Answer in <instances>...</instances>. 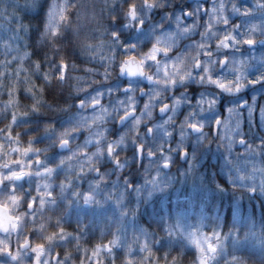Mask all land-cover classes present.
Returning a JSON list of instances; mask_svg holds the SVG:
<instances>
[{"label": "snow or ice", "instance_id": "obj_1", "mask_svg": "<svg viewBox=\"0 0 264 264\" xmlns=\"http://www.w3.org/2000/svg\"><path fill=\"white\" fill-rule=\"evenodd\" d=\"M175 2L141 0L125 10L123 0H106L105 10H119L123 22L112 15L117 30L111 32V42L85 40L77 53L75 48L62 51L57 43L63 38L66 0H53L41 32L49 47L40 55L29 46L30 25L17 10L33 9L37 0L0 5V96L8 97L0 101V121H6L0 127V264H244L241 246L249 241L264 253V226L257 229L254 223L243 235L239 225L225 231L218 219L208 231L204 216L195 222L184 217L165 222L163 238L156 230L128 229L127 218L136 209L126 206L125 199L130 190L140 195L142 186L120 175L127 165L116 155L119 147L113 150L107 141L114 125L134 134L128 143L133 156L143 161L149 194L167 187L164 170L173 165L174 156L187 157L186 170L194 172L189 141L200 147L215 143L222 150L234 192L264 194V0H197L181 11L175 10ZM155 10L163 12L158 22L153 20ZM123 29L129 36L121 40ZM95 31L98 37L108 35L107 29ZM74 32L79 37V27ZM149 42L151 47L138 59L137 45ZM181 43L197 51L192 74L180 84L173 82L170 91L165 88L161 99L157 83L150 76L139 77L148 63L158 62ZM118 55L124 57L119 62ZM77 58L84 60L83 66ZM77 72L84 74L73 75ZM66 82H71L73 104L79 109L73 123L57 129L44 120L35 126L39 135L24 139L33 131L32 117H47L46 109L67 110L66 102L48 99L62 96ZM192 83L200 85L199 95H192ZM250 85L262 87L245 95ZM21 93L31 102L22 104ZM93 120L103 123L96 126ZM44 141L62 151L58 159L50 161L49 153L36 147ZM97 143L117 172L111 186L108 170L84 162L87 149ZM216 188L224 190L225 185L216 183ZM106 202L118 214L96 217L99 240L91 242L89 222Z\"/></svg>", "mask_w": 264, "mask_h": 264}, {"label": "clouds", "instance_id": "obj_2", "mask_svg": "<svg viewBox=\"0 0 264 264\" xmlns=\"http://www.w3.org/2000/svg\"><path fill=\"white\" fill-rule=\"evenodd\" d=\"M52 2L53 0H46V3L41 5V11L37 13L41 23L39 28V34L38 37L36 38V45L42 51H44L46 48L49 47L47 42L41 39V32L43 31V26L47 19V11L49 4ZM111 2L115 3L116 0H111ZM123 2H124V8L126 10L128 4L135 3L139 5L141 0H123ZM157 2L159 5H162L164 3V0H157ZM114 14L120 15V21H118V23L123 22V14L120 13L119 10H117L116 13L105 10L104 6L100 4V0H66V19L64 20V23L62 25L63 38L57 40V43L61 46L62 51L71 50L72 48H75L77 53H79L80 43L85 40L95 43L97 39H103L106 43H110L111 32L117 30L115 27H113L112 24V15ZM77 27H79V37H77L74 32V29H76ZM98 29L99 30L107 29L108 35H103L98 37L95 31ZM119 39L123 40L124 36L121 35ZM150 47H151L150 42L145 43L143 46L137 45L135 51L136 57L139 59L144 53L148 51ZM105 51L107 52V49H105ZM128 55H131V53H128ZM177 57H179V59H177ZM71 58L72 57L69 56V59ZM123 58H124L123 55H118L116 57V60L117 62H119ZM196 59H197V51L186 49V45L184 43H181L175 49H171L167 55L162 54L158 62L148 63L147 66L144 67L143 69L144 76L139 77V79H144V77L150 76L158 85L156 89V95L160 96V98L163 99L165 95V88H167L170 91L173 82L180 84L182 81L186 80L192 74V70L195 65ZM76 63L82 64L84 63V60L77 58ZM111 71L113 78H115L118 74V67L117 66L112 67ZM121 78H124V74H121ZM70 83L71 82H66L64 84L63 86L64 91L62 96H57L55 98L52 96L48 97L50 101L55 99L61 105H63L65 102L68 105V108L65 111L46 109V111L48 112L47 120L51 123H54L57 129L72 124L73 114L79 111L78 107L75 104H73L75 92L69 86ZM85 107H87V105H85ZM61 116L65 117V122L58 125L57 121ZM102 123L103 121H96V120L92 121V124L96 126H99ZM75 126H80V125L76 124ZM108 126L110 127V124ZM102 131L103 130L101 129V134ZM29 135H33V136L39 135V132L37 130L28 132L24 136V139L25 138L27 139V136ZM121 137H125L126 139L122 141ZM84 138H85L84 135H81L80 141H83ZM134 139H135L134 134L128 129H121L118 132V134L115 136L111 134L107 136V141L112 144L113 150H116L119 147V150L116 151V155L119 157L121 161H123L127 165V167L120 173V175H124V173L128 170V168L131 167L132 163H137L131 151L132 145L128 143L129 140H134ZM125 145H127V147H125ZM212 145L216 146L215 143H213ZM36 147L42 150V154L45 151L50 153L56 150V148L52 146L51 141H44L37 143ZM72 147L73 149H76L78 147V142L76 140L73 141ZM104 150L105 149L99 143L93 145L92 147H89L87 149L88 156L84 158V162L87 165H99L102 167V165H104L106 160H110L114 168V164L111 156L109 157L103 156ZM103 168L108 170L105 167ZM114 171H115V176H109L110 180L115 179L117 176V172L115 168ZM91 178H92L91 176L88 177V179ZM17 194L22 196L23 192L18 191ZM23 214L24 212L23 209L21 208L20 215ZM206 218H207V225H206L207 230L211 231L212 226L216 222V219L211 215V210H209V214L206 216ZM193 220H195V218H193ZM168 222H172V221L169 220ZM164 224L159 229H155V228L153 229L145 228V229H148L149 231L156 230L157 232L160 233V235L163 238L165 237V234L163 232ZM233 226L226 228L225 231H227L229 228H232ZM260 227L261 226L257 227V229H259ZM244 229L245 227L241 228L242 235ZM180 242H181L180 240L176 241L177 244H179ZM242 255L244 258V264H264V253H262L261 251L253 250L250 252H242Z\"/></svg>", "mask_w": 264, "mask_h": 264}, {"label": "rangeland", "instance_id": "obj_3", "mask_svg": "<svg viewBox=\"0 0 264 264\" xmlns=\"http://www.w3.org/2000/svg\"><path fill=\"white\" fill-rule=\"evenodd\" d=\"M249 2L250 0H242V3H249ZM156 17H157V14H153V20L157 22L163 19V15L157 19ZM233 22H236V18H233ZM146 24L150 26V22L146 21ZM124 31L127 32V29H124ZM0 59H3V57L0 56ZM261 87L262 86L260 85H257V86L250 85L247 89L244 90V93L245 95L250 96L252 94L253 89H255L256 91H259ZM199 89L200 88H198L195 91V94L199 93ZM262 95H264V93H262ZM221 97H222V103H223L224 95L221 94ZM227 102L231 103V102H234V100L229 99ZM2 107H3V104L1 103L0 108ZM252 135L253 137H255L256 132L253 131ZM221 153L223 152L220 149V154ZM59 155L61 154H56L54 152L49 153V160L54 161L58 159ZM207 158L208 156L206 157L200 156L196 158L194 172H191V173L188 172L186 170L188 168V165H187L184 169H181L179 172L166 173V174L164 173L165 179L168 180V184H167V187L161 188L160 190L152 191L149 194L148 186L143 185L144 183L140 184L142 186V191L140 195H137L134 191L130 190L129 193L127 194V198L125 199V205L134 207L136 209V215L134 217L127 218L128 229L130 231L135 230L137 228H141V227L153 229V228L147 227L141 221V216L144 213H146L148 216L151 215V213L154 211L153 201L157 197H160L163 200L173 197V200L175 202L184 199V197L190 198V200H193V202H194V199L197 201L196 195L199 194L200 191L208 189V186L204 182L197 180L201 176L203 177L205 176V172L200 170V168L203 167L204 162ZM213 158H214V155H212L210 159H213ZM223 162L225 166L227 167L224 159H223ZM226 167L222 168V170L219 169L218 174L213 175V181L215 183H219L218 177L224 180V182H228ZM193 176H194V180L193 182H191ZM224 190H228V189L224 188ZM246 198L248 202L244 203V197L241 198L239 196H236L234 197V204L229 206V208L233 209V219H232L233 223L231 226L239 225L241 228H243V227H246L249 223H254V225L257 227L264 226V205H263L264 194H261L260 192L251 193V194H248ZM192 207L193 206H191L190 209H180L179 211H175L173 214V217L169 220L175 221L178 217H184L190 221L195 222L201 216H204V215H200V213L192 209ZM117 214H118V210L115 208V206L111 202H106L105 205L99 210L98 213L94 212L92 214V219L90 220L89 224L90 226H92V223L96 222L97 216L101 217L102 219H106L108 216H115ZM168 217L169 216H167V220H168ZM193 218H195V220H193ZM220 224L222 226L224 225L223 222H220ZM157 228L158 227H156L155 229ZM245 249H248L250 251H253V250L260 251L259 247L254 242H251V241L246 242L245 244L241 246L242 252H250V251H245Z\"/></svg>", "mask_w": 264, "mask_h": 264}, {"label": "trees", "instance_id": "obj_4", "mask_svg": "<svg viewBox=\"0 0 264 264\" xmlns=\"http://www.w3.org/2000/svg\"><path fill=\"white\" fill-rule=\"evenodd\" d=\"M18 0H0V5H8L9 7L14 4L17 3ZM105 2L106 0H100V4L102 6H105ZM46 0H37V6L33 9H25L23 6L19 7L17 10L21 13V17L30 25V29L29 32L27 34V39H28V43L29 46L32 48V51L35 55H40L42 54V50L36 45V38L38 37L39 34V28H40V18L37 15L38 12L41 11V5L45 4ZM176 3V2H175ZM174 3V5H175ZM173 5V6H174ZM177 6V5H176ZM0 19H2V17H0ZM113 27H115V25H113ZM124 29L122 30V35L124 36V38L126 37L124 34ZM81 66H83V63L81 64ZM88 67H98V65L96 64H88ZM25 67H27V65H25ZM103 69H101L102 71ZM83 75V72H77L74 73L73 75ZM37 84H39V81H37ZM5 99L4 96H0V101ZM21 99V103H30V100H25L22 93L20 96ZM38 116V120L37 121H33V130H35V126L36 124L41 122V114L36 115ZM214 165H211L210 171L215 170V166L212 167ZM201 177L197 180L201 181ZM194 180V176L192 177L191 182H193ZM219 180V179H218ZM209 184L211 186L208 187L207 190H203L201 193L197 194V201L195 200L193 202V200H184L182 202H178V203H163L161 201H159V199H155L154 200V212L151 213L150 216H148L146 213L142 214L141 216V221L143 223H145L148 227L150 228H156L159 229L160 227H162V225L165 222H168L169 219H171L173 217V214L176 210H180V209H190L191 206H193L192 208H196L198 209L200 212H208L209 214V210H211V215L215 218L217 216V214H221L223 213L224 215V224H225V229L230 227L233 223V209L229 208V206H231L230 204L233 201V198L236 197V192L231 190L230 186H226V188L228 190H219L216 188V183L212 180L209 181ZM238 193V192H237ZM241 194V193H240ZM242 196H248V192H243L241 194ZM220 203V204H224L223 208L219 209L217 208L218 205L215 203ZM226 203V204H225ZM229 204V205H228ZM216 206V207H214ZM167 216L168 220H167ZM74 227V225H73ZM95 229V230H94ZM52 229H49V231H51ZM71 230V229H70ZM89 235L90 237H92V241L91 242H98L99 240V232H98V224H97V219L96 222L92 223V226L89 225ZM110 237H105V239H108ZM178 246V245H177ZM74 259L78 260V257H74Z\"/></svg>", "mask_w": 264, "mask_h": 264}, {"label": "flooded vegetation", "instance_id": "obj_5", "mask_svg": "<svg viewBox=\"0 0 264 264\" xmlns=\"http://www.w3.org/2000/svg\"><path fill=\"white\" fill-rule=\"evenodd\" d=\"M207 2V1H206ZM195 3L197 2H191L189 3L188 6H192L194 5ZM202 18H203V14H202ZM97 80L100 79V77L96 78ZM121 79H124V78H121ZM115 83H118L115 82ZM192 86H195V87H199L200 85H196L195 83H192ZM199 93L195 94V92H192V95L193 96H196L198 95ZM249 94V92H248ZM142 102V101H141ZM182 112L179 113V115L182 116ZM35 117V116H34ZM33 119V117H32ZM48 118L44 115H42V120H47ZM63 122H65V117L64 116H61L59 118V120L57 121L58 125L62 124ZM0 127L1 126V121H0ZM119 132V127L118 125H114L113 129H112V134H118ZM187 146L189 148V152L190 153H194L195 154V160L196 158H198L201 154H208V153H214V148L210 145L208 146H203V147H200L199 146V142L198 141H189L187 143ZM56 154H62V152L58 151V149L52 151ZM50 152V153H52ZM137 163H132L131 164V167L128 168V170L124 173V175H126L129 179V181L133 184H137V185H140L142 183H144L145 181V177H144V171H143V161L142 160H137V158L135 157ZM187 157H185V160L184 158H180L178 156H174V163L173 165L169 168V169H165L164 170V173H176L177 171L181 170V169H184L188 163H187ZM102 167H105L108 169V175L109 176H115V171H114V168L111 164V161L110 160H106L104 165H102ZM84 186H86L87 184V180H85L84 182ZM145 185V183L143 184ZM109 186H111V180L109 181ZM25 188L28 187L27 184L24 185ZM127 198V196H126ZM59 251V249H58Z\"/></svg>", "mask_w": 264, "mask_h": 264}, {"label": "water", "instance_id": "obj_6", "mask_svg": "<svg viewBox=\"0 0 264 264\" xmlns=\"http://www.w3.org/2000/svg\"><path fill=\"white\" fill-rule=\"evenodd\" d=\"M191 1V0H190ZM61 151V150H60ZM185 159V158H184Z\"/></svg>", "mask_w": 264, "mask_h": 264}]
</instances>
